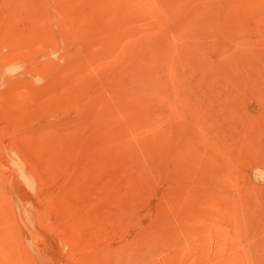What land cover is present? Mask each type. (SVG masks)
<instances>
[{
  "label": "rangeland",
  "instance_id": "1",
  "mask_svg": "<svg viewBox=\"0 0 264 264\" xmlns=\"http://www.w3.org/2000/svg\"><path fill=\"white\" fill-rule=\"evenodd\" d=\"M0 264H264V0H0Z\"/></svg>",
  "mask_w": 264,
  "mask_h": 264
}]
</instances>
